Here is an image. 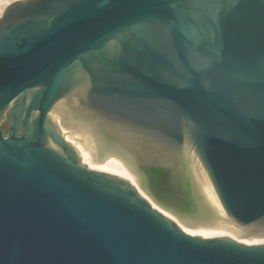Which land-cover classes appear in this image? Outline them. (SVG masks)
I'll list each match as a JSON object with an SVG mask.
<instances>
[{
  "label": "water",
  "instance_id": "95a60500",
  "mask_svg": "<svg viewBox=\"0 0 264 264\" xmlns=\"http://www.w3.org/2000/svg\"><path fill=\"white\" fill-rule=\"evenodd\" d=\"M74 140H73V139ZM264 0H16L0 17V264H264Z\"/></svg>",
  "mask_w": 264,
  "mask_h": 264
},
{
  "label": "bare ground",
  "instance_id": "6f19581e",
  "mask_svg": "<svg viewBox=\"0 0 264 264\" xmlns=\"http://www.w3.org/2000/svg\"><path fill=\"white\" fill-rule=\"evenodd\" d=\"M13 1L16 0H0V16L6 9L7 5L12 3ZM73 139V138H72ZM74 140V139H73ZM77 147V146H76ZM78 151L81 153V162L85 163L88 165L90 168H96V169H104V170H109L110 172L120 174V175H126L128 176L130 182L135 185L141 193L144 194V196L147 197V199L152 203L154 207L162 211L164 214L170 216L173 218L186 232L193 234V235H201V236H214V235H225V236H230L235 239H238L239 241H242L247 244H259V243H264V237L262 238H256V239H240L235 236L230 230H227L225 228H220V229H213V228H203V229H195L190 226H187L183 224L175 215L167 211L166 209L162 208L159 204H157L138 184L136 179L133 176L132 171L126 166V164L116 156H110L105 160L103 163H91L88 161L85 152L77 147Z\"/></svg>",
  "mask_w": 264,
  "mask_h": 264
},
{
  "label": "rangeland",
  "instance_id": "374dc122",
  "mask_svg": "<svg viewBox=\"0 0 264 264\" xmlns=\"http://www.w3.org/2000/svg\"><path fill=\"white\" fill-rule=\"evenodd\" d=\"M236 237H238V238H240V239H242V238H244V239H248V238H246V237H239V236H237V235H235Z\"/></svg>",
  "mask_w": 264,
  "mask_h": 264
},
{
  "label": "built area",
  "instance_id": "2783aa9c",
  "mask_svg": "<svg viewBox=\"0 0 264 264\" xmlns=\"http://www.w3.org/2000/svg\"><path fill=\"white\" fill-rule=\"evenodd\" d=\"M2 14H3V13H2ZM2 14H1V16H2ZM1 16H0V17H1Z\"/></svg>",
  "mask_w": 264,
  "mask_h": 264
}]
</instances>
